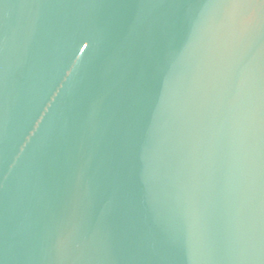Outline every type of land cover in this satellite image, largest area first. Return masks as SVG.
<instances>
[{
  "label": "water",
  "instance_id": "water-1",
  "mask_svg": "<svg viewBox=\"0 0 264 264\" xmlns=\"http://www.w3.org/2000/svg\"><path fill=\"white\" fill-rule=\"evenodd\" d=\"M0 264H264V0H0Z\"/></svg>",
  "mask_w": 264,
  "mask_h": 264
}]
</instances>
